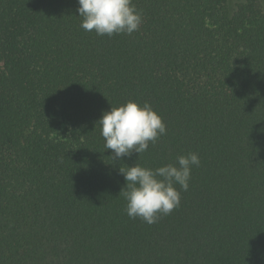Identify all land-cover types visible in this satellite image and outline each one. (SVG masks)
<instances>
[{
	"label": "trees",
	"instance_id": "1",
	"mask_svg": "<svg viewBox=\"0 0 264 264\" xmlns=\"http://www.w3.org/2000/svg\"><path fill=\"white\" fill-rule=\"evenodd\" d=\"M133 4L139 30L101 37L78 0H0V264H264L259 0ZM129 100L167 131L114 160L97 122ZM191 152L180 206L129 218L120 169Z\"/></svg>",
	"mask_w": 264,
	"mask_h": 264
},
{
	"label": "clouds",
	"instance_id": "2",
	"mask_svg": "<svg viewBox=\"0 0 264 264\" xmlns=\"http://www.w3.org/2000/svg\"><path fill=\"white\" fill-rule=\"evenodd\" d=\"M78 5L81 28L97 36L131 35L142 24V13L133 0H78ZM97 123L114 160L133 154L139 157L167 131L162 117L149 103L132 100L111 107ZM199 165L198 154L191 152L178 156L175 163L156 168L134 164L120 169L126 184L119 195L126 201V214L149 225L170 215L180 206V190L189 188L192 167Z\"/></svg>",
	"mask_w": 264,
	"mask_h": 264
},
{
	"label": "rangeland",
	"instance_id": "3",
	"mask_svg": "<svg viewBox=\"0 0 264 264\" xmlns=\"http://www.w3.org/2000/svg\"><path fill=\"white\" fill-rule=\"evenodd\" d=\"M240 0H231V4L232 5H235L236 3H238ZM259 3L261 5V7L263 8L264 10V0H259Z\"/></svg>",
	"mask_w": 264,
	"mask_h": 264
}]
</instances>
